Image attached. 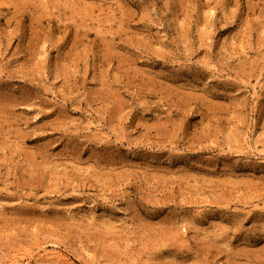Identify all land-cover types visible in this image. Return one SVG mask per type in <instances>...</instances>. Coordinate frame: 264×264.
I'll list each match as a JSON object with an SVG mask.
<instances>
[{
    "label": "rangeland",
    "instance_id": "1",
    "mask_svg": "<svg viewBox=\"0 0 264 264\" xmlns=\"http://www.w3.org/2000/svg\"><path fill=\"white\" fill-rule=\"evenodd\" d=\"M0 264H264V0H0Z\"/></svg>",
    "mask_w": 264,
    "mask_h": 264
},
{
    "label": "bare ground",
    "instance_id": "2",
    "mask_svg": "<svg viewBox=\"0 0 264 264\" xmlns=\"http://www.w3.org/2000/svg\"><path fill=\"white\" fill-rule=\"evenodd\" d=\"M61 257H62V256H60V255H57V256H56L57 260L61 259Z\"/></svg>",
    "mask_w": 264,
    "mask_h": 264
}]
</instances>
